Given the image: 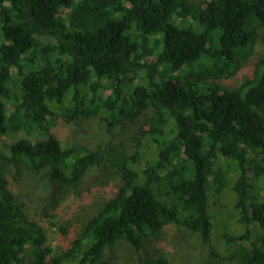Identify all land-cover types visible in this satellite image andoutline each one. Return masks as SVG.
I'll return each instance as SVG.
<instances>
[{
	"label": "trees",
	"instance_id": "obj_1",
	"mask_svg": "<svg viewBox=\"0 0 264 264\" xmlns=\"http://www.w3.org/2000/svg\"><path fill=\"white\" fill-rule=\"evenodd\" d=\"M261 37L264 0H0V160L76 188L106 150L63 147L58 120L140 132L136 153L110 149L121 183L79 235L59 228L63 252L0 166V264H112L106 251L121 241L138 264H171L144 240L175 224L207 242L227 195L247 227L223 235L237 246L227 255L264 264V161L252 156L264 158V54L239 87L210 82L235 76Z\"/></svg>",
	"mask_w": 264,
	"mask_h": 264
},
{
	"label": "rangeland",
	"instance_id": "obj_2",
	"mask_svg": "<svg viewBox=\"0 0 264 264\" xmlns=\"http://www.w3.org/2000/svg\"><path fill=\"white\" fill-rule=\"evenodd\" d=\"M190 1L200 4L204 0ZM216 47H218L217 44ZM263 54L264 42L261 37L253 56L241 64L235 76L218 80L210 79V82L219 83L227 88L239 87L249 77ZM145 126L148 125L145 124ZM52 131L63 147L86 145L95 149L98 144L103 143L106 150L104 161L88 171L81 185L61 190L47 173L38 176L25 165H13L5 160H0V166L9 181L10 189L18 201L25 205L29 220L43 227L49 244L56 252H63L66 244L59 228L68 227L74 236L79 235L87 221L101 208L107 196L121 183V179L114 177L115 171L109 164L112 151L110 149H118L127 155L136 153L140 132L138 126L126 123L118 126L113 134H109L106 123L96 117L81 119L77 122L60 119L55 123ZM139 150L144 152V156H148L151 152L150 147L144 145ZM252 156L264 161L263 156H258L256 153H252ZM261 193L264 195V189ZM221 198L220 204L214 206L215 212L218 213V208L226 215L222 217L217 214L214 218V229L207 242H203L197 232L172 224L158 236L144 240L145 254L151 259L162 256L171 264H241L238 256L227 255L237 246L229 244L223 235L227 233L232 236L237 231V233L245 232L247 227L235 224L237 210L232 195L221 196ZM214 199L211 198V200ZM209 210L212 214L210 206ZM231 212L234 213V217L227 221V215ZM229 226L232 229H228ZM257 236L258 233L255 231L254 234L251 233L250 239H255ZM137 258L134 248L121 241L106 251L104 259L112 264H138Z\"/></svg>",
	"mask_w": 264,
	"mask_h": 264
}]
</instances>
